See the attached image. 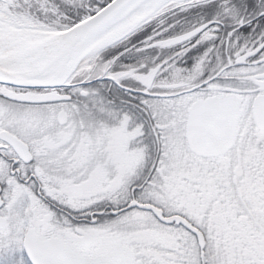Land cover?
<instances>
[{
  "label": "snow or ice",
  "instance_id": "6c2138e0",
  "mask_svg": "<svg viewBox=\"0 0 264 264\" xmlns=\"http://www.w3.org/2000/svg\"><path fill=\"white\" fill-rule=\"evenodd\" d=\"M0 264H264V0H0Z\"/></svg>",
  "mask_w": 264,
  "mask_h": 264
}]
</instances>
